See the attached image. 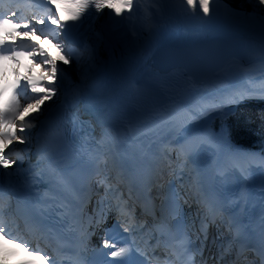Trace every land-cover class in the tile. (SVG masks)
Returning <instances> with one entry per match:
<instances>
[{"label": "rangeland", "instance_id": "rangeland-1", "mask_svg": "<svg viewBox=\"0 0 264 264\" xmlns=\"http://www.w3.org/2000/svg\"><path fill=\"white\" fill-rule=\"evenodd\" d=\"M172 1L176 3L175 9L180 15L183 27L186 29L185 33L191 40L194 38L215 34L226 36L235 41L242 48L247 56L246 58L248 62L256 57H259L264 52V6L259 5L257 1H253V6L256 8L255 11L246 12L236 7L227 5L223 0H208L210 6L209 15L203 14L199 7V0H197L195 12L190 9L186 3V0ZM138 5L143 6L142 12L141 10H137L139 12L135 10ZM120 9L123 10L122 14L119 16L114 15V25L118 30L121 46L127 49L129 52L138 51L141 47V44H143L146 38L154 31L165 29L163 33L166 36H170V34L177 29V26L172 21L171 16L166 12L162 0H133V7L131 9H129L126 5H121ZM174 16L175 15H173V17ZM38 31L40 32V30ZM48 39L51 44H49V46L53 48L56 54L55 60L62 61L63 58L68 62H62L60 65H58L57 78L55 81H53L52 77L48 75L50 69L47 66H42L44 59L43 55H40L38 57L39 59L37 58L36 61L41 72L45 74L47 81H51V85L55 86L57 89L55 95L51 96L49 100L41 105L43 106L44 110H46V107L59 100L64 90H67L66 92L69 94L71 93L74 98H78L81 90L85 87V84L89 78V74L85 69L88 68L96 73L100 67L99 57L97 56L99 55V49L97 51H74L68 46H63L59 42L57 34L55 37L53 35H49ZM29 59L31 63L33 62V64L36 62H34L31 57ZM263 75L264 62L255 64L251 68L250 66L244 67L243 64L234 61L233 64L229 65L221 73L214 76L226 77V84L224 85V88L221 89L222 96L220 98L216 97V95L210 94H208L207 98H203L192 88L190 89L191 92L178 93L177 90L176 94L169 96L158 89L151 80H148L147 89L143 94L142 100H134L138 106L142 107L143 104L146 103V100L152 96L161 97L165 98L168 102L166 109L183 108L185 109L184 112L190 117L200 114L201 112L205 111L207 107L214 106V108L207 110L202 115L200 114L199 116L193 118L189 117L184 124H177L178 126L176 129H174L176 125L175 122L179 123L183 120V118L173 117L172 115L150 126L152 133L158 137L157 143H162L164 140H167L174 135L176 139L185 135L186 133L188 134L192 129L195 130L196 134H198L194 135V137H199L202 133L203 138L200 145L202 147L199 149L198 154L193 157H188L184 154H180V156H174V159L176 160L175 163L172 162L171 165L169 164V161L170 159H173V157H169L170 159H164V161L168 162L167 166H165L163 169L164 172H168V175L174 177L177 175V173L173 171L174 168L176 171L182 170L183 168L180 167V163L186 162L188 160L187 166H184V172H187L186 176L188 180L191 181V179L194 178L195 172V166L191 161H197L200 163L204 160H207L211 162L216 170L214 175L215 180L226 190H228V188L231 186L236 188L238 187L239 183H241L237 170L241 172L243 178L247 181L251 178H254V186L261 188L264 184V154L254 153L253 155H249L247 152L241 153L240 151H234L230 147L229 142L226 139V135H211L207 130H204V128L205 123L209 121L214 112L219 110L225 111L227 108L232 107L235 105V103H229L238 102V97H245L243 100L238 102V104L250 100L264 101V84L262 82ZM227 80H230L231 82L237 80V82L234 83V88L229 87ZM178 82L179 79L177 77L176 85ZM151 85L154 86V89L150 88ZM149 91L151 93L148 95ZM84 93L85 88L82 90L81 96ZM36 106L33 105V107H35L34 110L31 109V111L28 113V116H30L29 119H31V117L34 119L33 112L37 108ZM30 108L27 109L26 112H28ZM43 113L44 112H41L40 115ZM160 114L161 112L156 114L154 119L158 118ZM36 123L37 118L30 128V138H24V136H22L23 132H16L17 134L15 137H20L21 139L25 140L26 143H20L17 138H14L15 140L11 146H14V144L17 143L19 144V147H21L31 143L33 141ZM19 127L22 128V126ZM193 130L189 134H191ZM113 137L118 141L117 136ZM109 140L112 141L110 138ZM109 140L108 142H110ZM130 144L131 142L128 141L126 145H129V148H145L148 151L155 148L149 145L137 147ZM124 148L122 147L118 153L122 154V150ZM198 148L199 147L194 145L189 151L192 153L198 150ZM161 152L162 150L159 152V155H164V153L162 154ZM111 166L115 167L113 160L108 162L105 171L111 169ZM179 182L183 184V193H185V195H183V199L187 204L185 212L188 216L191 214L193 215L195 203L192 199H194V196H192L190 187H188L187 183L185 182V177H181ZM252 187L245 186L244 194L250 196Z\"/></svg>", "mask_w": 264, "mask_h": 264}, {"label": "bare ground", "instance_id": "bare-ground-1", "mask_svg": "<svg viewBox=\"0 0 264 264\" xmlns=\"http://www.w3.org/2000/svg\"><path fill=\"white\" fill-rule=\"evenodd\" d=\"M1 2L2 0H0V3ZM111 2L115 3V7L118 8H121V5L124 6L120 2V0H111ZM162 2L164 4L166 12L171 16L172 21L177 26V29L173 33H171L170 36H166L163 33L165 29L154 31L146 38L144 43L141 44V47L138 51L129 52L127 49L121 46V42L119 41L118 30L115 28L114 25V15H116L114 14L115 12L113 11L112 13H110V11L107 9V11L102 15L98 23V28L101 33V41L98 42L97 46H94V50L99 49V55L97 56L99 57L100 67L98 68L97 72H104L108 74L110 77V83L112 84L115 91H117L121 95L124 94V97L121 98L120 102L114 109V115H116L118 123L116 125H113L111 129V134L115 137L117 136L118 141L116 142L115 139L113 143V141H110L108 139L110 142H107V150H114L118 155L119 150L122 147L124 148L126 146L122 150V154H124L125 152L133 154L135 157H138L142 161H145L146 159H148L149 156L154 154L156 149L155 143L157 142L158 137L154 133H152V130L150 129L151 125L156 122H160L162 119H165L171 115L173 117H182L183 120L185 118L190 117L184 112L185 109L183 108L166 109L168 102L165 98L161 97L152 96L151 98L146 100V103L143 104L142 107L138 106L134 102V100H142L143 94L147 89L148 80H151L158 89H160L169 96L176 94L177 90L178 93L191 92L190 89L192 88L203 98H207L208 94L216 95V97L220 98L222 96L221 89L224 88V85L226 84L225 76L214 77L222 71L204 78L202 82L198 85L194 84L193 77L191 75L185 76L183 74L182 69H174L164 75L154 73L155 71L150 67L148 59L156 47H160L165 44H173L175 46H179L191 41L189 36L185 33L186 29L182 25L180 15L175 9L176 3L172 0H162ZM3 7L9 8V6L6 4H4ZM23 7L25 8L26 6ZM173 15H175V18L173 17ZM38 29L39 28H37V32H39ZM104 29L107 30V33H104ZM29 58L30 56H28L27 59L28 67H31L33 62L31 63ZM198 62L199 65H201L204 61L198 60ZM250 62H248V64L244 67L250 66L252 68V66L255 64H252ZM36 63L37 61L34 64ZM233 63L234 62H230L227 67ZM186 64L189 66L188 63ZM193 64H195L194 61L191 65ZM33 66L34 69H39L38 65ZM11 75H16V64L9 60L3 67L2 63L0 62V81L5 80ZM177 77L179 79V82L176 85ZM227 81L230 88H234V83L237 82V80H234L233 82H231L230 80ZM51 84L52 83L50 81L48 84H45L43 86H53ZM129 86H132L131 91L125 93L126 88ZM150 88L154 89V86L151 85ZM31 92L33 91L31 90ZM150 93L151 92L149 91L148 95ZM28 98H32V100L39 99V97L35 98L32 94H29L28 97H21L18 102V110L20 111V115L24 116V119L23 121H21L19 119V116H17L13 121V130L15 131V134L16 132L22 133L20 131L21 127H19L22 126V128L24 129L23 132H26L22 133V136H24V138H29L28 132L30 131L31 126L34 123V120L32 119L33 117L29 119L30 116H28V112H26L27 110H24L23 108V105L28 100ZM241 100H239L238 102H240ZM160 112L161 114L159 115V117L154 119V116ZM36 115L37 114L34 113V117H36ZM128 141H130V145L133 146L144 147L146 145H149L155 148L149 151L145 148H129V145H126ZM33 151L34 146L33 144H30L29 147L26 149L16 148V155L18 156V158L28 160L31 158ZM113 179H115V176ZM243 185L245 184L242 181L236 188L231 186L234 190V194H237L239 197H243ZM256 192L257 193H255L254 196L249 199L248 205H254L257 202H259V205H264V188ZM120 193L122 194V200L120 203H117L115 200L112 202L114 209L116 212L123 211L124 217L127 213L130 214L135 212L137 214L136 220L131 225L133 227H137L138 231H135L134 228L130 231L132 234H137L139 232V229H141V224L143 222L140 212H136L138 205H134L132 202L127 203V198L129 197V195L124 191V189L120 190ZM171 197L172 194L170 195V199ZM174 198L175 197L173 196V199ZM96 203L97 200L88 212V219H101L102 214L100 212V207L94 208V205H96ZM174 204L177 203L173 202L169 205L170 209ZM135 213L132 214V217H135ZM172 213L173 212H171L170 214ZM109 214H111V212ZM8 215H10V212L5 213L6 218L8 217ZM119 222H121V219H119L118 217H111L106 227H113V225H116ZM97 227L98 223L94 224L95 233L96 235H99ZM148 229H150V227ZM142 235L143 231L138 234V239L140 243H142V245L147 250H149L154 257L157 258L159 255L160 246L158 245L156 240H149L147 238L143 239ZM167 258L168 260H163L162 258H159L157 262L159 264H174L172 259H170L169 257ZM210 261L211 260H209V262Z\"/></svg>", "mask_w": 264, "mask_h": 264}, {"label": "snow or ice", "instance_id": "snow-or-ice-1", "mask_svg": "<svg viewBox=\"0 0 264 264\" xmlns=\"http://www.w3.org/2000/svg\"><path fill=\"white\" fill-rule=\"evenodd\" d=\"M52 2L54 4L57 5V11H60L59 9V3L61 2V0H52ZM75 3L78 4V9L75 15H73L70 18H64L61 17L60 19H57L56 17H50V21L52 24H59L61 22V20H65V22H67L68 20H72L75 21L78 16L79 13L85 9L89 8L90 4H93V10L95 11L96 14L99 13H103L104 10L107 8L110 13H112L113 11L115 12V14L117 16L122 14V9L120 8H116L115 7V3H112L111 0H74ZM120 2L124 5H126L129 9H131L133 7V0H120ZM186 3L188 4V6L190 7V9L195 12L196 7H197V0H186ZM257 3L259 5L264 6V0H257ZM199 7L201 9V11L203 12V14L205 15H209L210 14V6H209V2L208 0H199ZM92 12L90 11L88 12V16H92ZM41 24L44 23L43 20L40 21ZM29 27L28 24H19L17 23L14 19H0V46H3L7 43H9L8 41H6L2 35V33L4 32V30L6 28H8L9 30L7 31V36L9 37H13L15 35L16 32H22V36L24 38H28L31 39L30 33L28 31H22V29H27ZM32 33L35 34L36 29L32 28ZM34 43H37L36 41H33ZM21 55H28L30 56L33 61L35 62L37 60V58L40 55H43L44 59H43V64L42 66H47L50 71L48 72V75H50L52 77V80L55 81L57 78V73H58V65H60L62 62L63 63H67V60H64L62 58V61H57L54 58H52L50 56V54L48 52H45L42 48L40 49V52H37L35 49H33L32 51H24V50H19V51H9V52H3L0 51V60L3 59H11L13 61H17L18 62V57H20ZM27 82L30 85L31 90L40 98L36 99L34 101L35 105H43L47 100H49L51 98V96L55 95L57 89L55 88V86H49V87H44L43 85L48 84L49 82L47 81V77H30V76H25L23 77V79H18L13 83V90L14 93L15 91L19 88V86L24 83ZM0 94H2V91H0ZM15 95L12 97V99L9 102V109L11 107L12 104V100H15ZM245 97H238V100L244 99ZM29 107H33V103H29L24 105V110H27V108ZM9 109H0V138H4V137H12L15 136V131L13 129H8L6 128L4 125L8 124V123H12V121L10 120H5V114L9 111ZM17 116H19V119L21 121H23L24 116L20 115V111L17 110ZM21 132L24 131L23 128L20 129ZM20 143H26L25 140L21 139L20 137H16ZM3 153V149H0V165H4L5 167L9 166L10 164L14 163V161H8L5 160L4 156L2 155ZM0 233H4V229L0 228ZM6 235H11L10 233H7ZM14 239H18L16 237H14ZM104 246L105 247H109V243L108 241H104ZM112 247H115V245H111ZM33 255L36 256V258L38 259H44L43 256L39 255L38 250L33 249ZM125 251V249L120 248L119 249V253H123ZM110 256L112 258H116L118 256V252L117 251H112L110 253ZM21 264H27V262L22 261Z\"/></svg>", "mask_w": 264, "mask_h": 264}, {"label": "water", "instance_id": "water-1", "mask_svg": "<svg viewBox=\"0 0 264 264\" xmlns=\"http://www.w3.org/2000/svg\"><path fill=\"white\" fill-rule=\"evenodd\" d=\"M166 52H170V54L180 52V55L185 54L187 59L171 60L166 65L156 64L154 62L155 57ZM198 60H203V64L199 65ZM231 60H236L247 65L244 53L237 48L233 41L216 35L193 40L191 43L181 46L165 44L157 48L150 55L148 62L153 70L161 74H166L174 69H182L183 74L185 76L191 75L194 84L198 85L204 78L223 70ZM262 60H264V54L261 58L254 59L253 63ZM193 61L195 64L191 65Z\"/></svg>", "mask_w": 264, "mask_h": 264}, {"label": "trees", "instance_id": "trees-1", "mask_svg": "<svg viewBox=\"0 0 264 264\" xmlns=\"http://www.w3.org/2000/svg\"><path fill=\"white\" fill-rule=\"evenodd\" d=\"M227 4L244 11H255L253 1L224 0ZM264 50V48H263ZM264 83V75L263 80ZM211 135L224 132L236 149L247 148L250 151H264V101L250 100L233 105L226 112H216L211 117L206 129ZM201 137L188 140L186 147L191 150L198 147ZM184 173V172H183Z\"/></svg>", "mask_w": 264, "mask_h": 264}]
</instances>
